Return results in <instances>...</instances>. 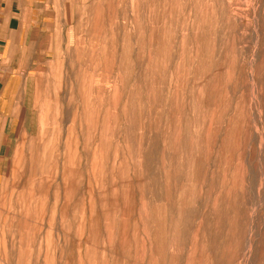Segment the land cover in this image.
<instances>
[{
    "label": "rangeland",
    "instance_id": "1",
    "mask_svg": "<svg viewBox=\"0 0 264 264\" xmlns=\"http://www.w3.org/2000/svg\"><path fill=\"white\" fill-rule=\"evenodd\" d=\"M31 2L0 264H264V0Z\"/></svg>",
    "mask_w": 264,
    "mask_h": 264
},
{
    "label": "crops",
    "instance_id": "2",
    "mask_svg": "<svg viewBox=\"0 0 264 264\" xmlns=\"http://www.w3.org/2000/svg\"><path fill=\"white\" fill-rule=\"evenodd\" d=\"M32 11L31 0H0V162L15 120L14 106L21 104L19 91L30 72Z\"/></svg>",
    "mask_w": 264,
    "mask_h": 264
}]
</instances>
